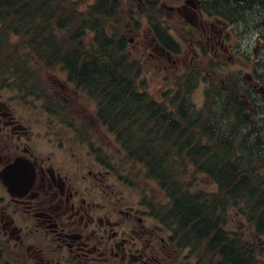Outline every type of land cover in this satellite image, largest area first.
Segmentation results:
<instances>
[{
  "label": "trees",
  "instance_id": "16d2710c",
  "mask_svg": "<svg viewBox=\"0 0 264 264\" xmlns=\"http://www.w3.org/2000/svg\"><path fill=\"white\" fill-rule=\"evenodd\" d=\"M160 1L129 0L123 10L118 0H0V61L18 71L22 46L47 67L61 66L95 105L128 172L137 169L154 187L145 207L185 258L264 264L256 241L264 240V100L249 84L220 76L211 77L200 108L188 99V79L167 102L141 92V68L130 59L122 27L134 12L156 35ZM207 1L226 8L224 0ZM197 176L214 189L196 190ZM231 212L245 220L252 241L226 229Z\"/></svg>",
  "mask_w": 264,
  "mask_h": 264
},
{
  "label": "flooded vegetation",
  "instance_id": "af4514ba",
  "mask_svg": "<svg viewBox=\"0 0 264 264\" xmlns=\"http://www.w3.org/2000/svg\"><path fill=\"white\" fill-rule=\"evenodd\" d=\"M223 2L226 8L207 0H161V31L148 28L149 58L174 75L191 70L196 81L201 60L213 68L207 55L215 61L225 54H263L264 0ZM182 54L190 56L188 63ZM255 58L253 76L245 79L259 88L264 73ZM46 71L54 74L50 95L36 100L44 110L0 83V264H200V258L173 255L149 211L126 205L117 177L116 186L105 182L114 175L101 158L109 146L103 135L111 134L63 72Z\"/></svg>",
  "mask_w": 264,
  "mask_h": 264
},
{
  "label": "rangeland",
  "instance_id": "374dc122",
  "mask_svg": "<svg viewBox=\"0 0 264 264\" xmlns=\"http://www.w3.org/2000/svg\"><path fill=\"white\" fill-rule=\"evenodd\" d=\"M121 1V7L123 10H126L128 8L127 1L126 0H120ZM134 12L132 13L133 17H129L127 22L130 24V32L129 36L127 38L131 41H129L127 49L130 55L131 60H138V62L142 66V74L139 78V81L143 82L144 90L156 101L161 102L163 100V96L166 94L170 98L174 94V86L178 82L180 77V72L176 73H170L166 72L163 68V65L160 63H156L154 60L149 58L148 54L150 50L148 47H150L149 39V27L147 26V23L145 19H137L134 17ZM171 23V22H169ZM137 24H139V27H137ZM116 27V26H115ZM118 29V27H116ZM124 31V27H122V32ZM92 35V34H89ZM147 36V37H146ZM90 37V36H89ZM146 46V47H144ZM22 52L28 53V51L22 47H20ZM186 50V47H185ZM192 57V56H191ZM211 54L206 56V60L210 61L213 68L210 67V70H207V62L198 63L202 68L206 70V72L203 74L204 78L202 79V75L198 74L196 77V83L197 86L193 88L191 94H190V100L194 105L202 106L204 102V88L206 86L210 85V82L212 81V76L215 78L216 76H220L219 78H222V82L224 78L226 77H234L239 82H247L245 77L248 75L253 76V70L252 67L254 66L255 57L259 59V62L262 64V70L260 71L261 74L264 73V53H258V55L252 54L250 51V55L248 54H236L232 57H230L228 54H225L224 57L221 59H216L213 61L211 58ZM229 58V59H228ZM250 58V59H249ZM182 59L188 63L191 59L188 54H182ZM181 60L183 68L186 66L184 64V61ZM2 61H0L1 64ZM247 63H249L248 67H246ZM32 64V63H31ZM29 64V68L31 69L32 73L34 74L36 80H39L38 88L37 90H33L36 92L37 97L44 94L50 95L48 85L51 83V77L54 75L52 73H46V69L39 66V68L33 67ZM27 70V68H25ZM57 72V71H54ZM0 75H3L5 77V82L7 84V88L10 89V92H13V90H17L21 85V82L18 80L15 81L14 87L12 86V83L14 81L9 80V72L8 70L0 65ZM34 80L31 81V83ZM194 79H192V82ZM221 81V80H220ZM220 81L217 83L220 84ZM221 82V83H222ZM45 90V92H44ZM15 91V92H17ZM35 97V96H34ZM34 97H27L24 96V101L27 102L26 104H33L36 106L39 110H44L45 107L44 102H38L37 99ZM22 101L24 104L25 102ZM88 106L89 112H92L91 114H94L95 111V105L91 102H85ZM85 104L82 106V108H78L77 110H85L84 109ZM28 109V108H27ZM29 110V109H28ZM86 111V112H87ZM40 117L43 119H46L47 117H51L48 114H39ZM55 125V124H54ZM100 126V125H99ZM103 139L106 140L109 143V146H104L103 150L107 152L109 159H106V163L111 164V167L113 169L114 175L111 174L108 178H105V182L107 183H113L115 186L117 185L116 177L120 176V185H118L119 192L123 195V197L126 200L127 206L133 205L134 208L138 206L139 203V197L137 196L139 191L142 192L143 195H146L150 199H153L152 195L155 193L152 192V185L145 182L143 179V175L138 172L137 169H132L131 172H128V168L125 166V159L123 158L122 152L120 151V148L114 143L113 139L111 137H108L106 135H103ZM139 174H138V173ZM137 179V180H136ZM143 179V180H142ZM125 180H127V183H124ZM135 180L138 183H135ZM194 186L196 190H206L211 191L214 189L213 184L210 180L205 178L204 176H197V179L194 181ZM134 184V185H133ZM137 184V185H136ZM132 185V187L130 186ZM137 186L139 188V191L135 192L133 189ZM155 190V189H154ZM156 195H159L158 191ZM226 229L231 232H241L244 234V238L246 241H252L254 239L253 232L248 227L247 223L244 219L241 217L235 215V212H231L229 215L228 223L226 226ZM170 251L173 253L172 246H167ZM262 251L264 252L263 246ZM185 252L181 253V257L184 258ZM175 257L178 258V255L176 251L173 254ZM264 260V255H263Z\"/></svg>",
  "mask_w": 264,
  "mask_h": 264
},
{
  "label": "water",
  "instance_id": "95a60500",
  "mask_svg": "<svg viewBox=\"0 0 264 264\" xmlns=\"http://www.w3.org/2000/svg\"><path fill=\"white\" fill-rule=\"evenodd\" d=\"M259 91L264 95V87H260Z\"/></svg>",
  "mask_w": 264,
  "mask_h": 264
}]
</instances>
